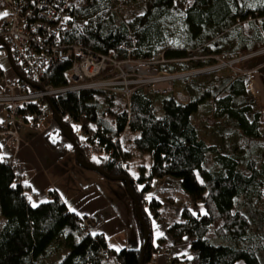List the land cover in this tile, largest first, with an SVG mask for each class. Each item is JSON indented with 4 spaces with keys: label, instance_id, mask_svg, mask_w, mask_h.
<instances>
[{
    "label": "trees",
    "instance_id": "obj_1",
    "mask_svg": "<svg viewBox=\"0 0 264 264\" xmlns=\"http://www.w3.org/2000/svg\"><path fill=\"white\" fill-rule=\"evenodd\" d=\"M110 2L71 0L63 43L116 59L163 58L156 66L168 73L211 66L218 56L239 59L237 69L195 84L196 97L185 87L158 92L156 99L136 88L128 100L120 91L83 88L53 96L52 106L71 127L88 161L111 175L131 178L150 231L145 263L166 242L164 236L152 242L150 214L159 216L162 203L147 192L153 178L171 175L197 207L184 205L180 219L168 226L175 241L191 239L190 252L172 256L171 263L264 264V214L257 204L264 186V133L259 127L264 111L248 87L249 70L256 68L264 76V0H146L144 9L128 20ZM70 66V61H57L45 80L66 85ZM177 79L171 81L173 89ZM187 83L194 82L186 77ZM23 120L29 122L26 116ZM198 122L220 125L228 133L238 130L240 148L221 151L200 134ZM78 127L82 136L76 134ZM125 133L132 151L124 144ZM92 145L101 152L88 156ZM134 151L151 159L149 169L141 168L137 177L130 176L127 166ZM10 158L0 145V212L5 218L0 264H46L61 250L65 252L54 264H139L144 231L138 222L140 247L115 249L104 234L86 228L85 216L70 210L54 188L47 190L46 201L34 204ZM210 225L214 238L206 236Z\"/></svg>",
    "mask_w": 264,
    "mask_h": 264
},
{
    "label": "built area",
    "instance_id": "obj_2",
    "mask_svg": "<svg viewBox=\"0 0 264 264\" xmlns=\"http://www.w3.org/2000/svg\"><path fill=\"white\" fill-rule=\"evenodd\" d=\"M71 0H0V54L8 47L13 65L4 70L0 65V106L6 109L1 121L4 132L17 138V130L10 129L16 118L26 116L29 124L42 119L43 107L47 99L72 90L83 88H103L122 92L126 99L141 85L171 83L178 77L173 73L158 71L154 63L166 61L135 59L127 56L116 59L104 53L88 50L80 45H66L62 34L69 28L68 10ZM8 15L4 16L3 13ZM126 47L125 45H122ZM8 58V55H7ZM239 60V59H236ZM57 61H70L67 70L68 83L57 87L45 80L48 70ZM14 67L19 71L18 75ZM138 73V79L119 81L121 72ZM135 85H139L135 87ZM48 105V104H47ZM30 106H35L33 111ZM23 110V111H21ZM68 121H71L69 117ZM77 128L76 134L83 135ZM101 152L99 145H92L88 156ZM16 175L22 174V165L10 159ZM30 197L32 191H27ZM83 225L88 228L87 218ZM171 264H184L172 262Z\"/></svg>",
    "mask_w": 264,
    "mask_h": 264
},
{
    "label": "crops",
    "instance_id": "obj_3",
    "mask_svg": "<svg viewBox=\"0 0 264 264\" xmlns=\"http://www.w3.org/2000/svg\"><path fill=\"white\" fill-rule=\"evenodd\" d=\"M180 88L176 86L174 89L171 87L170 90L178 91L181 90ZM170 90L167 89L165 92ZM5 115L6 109L0 106V123ZM10 129H12V125ZM4 135H6L5 141L2 140ZM23 137H28L27 141L19 136L18 130L17 138L3 130L0 132V145L3 155L11 157L10 159L22 165V179L29 191L34 193L33 197L39 199L35 203L33 202L34 204L46 201L47 190L54 188L70 210L87 218L89 230L105 235L111 247L115 249L140 247L141 237L134 214V205L128 195L125 183L124 186L116 184L115 194L119 199H115L110 190L112 184L100 176L84 170L85 168L82 169L83 167L81 168L77 164L71 149L72 146L70 148L65 143L61 149L53 151L43 141L39 131H35L33 134L26 133ZM8 139L11 140L10 143ZM4 142L9 143V147L5 150L2 146ZM124 144L129 150H134L130 142H124ZM44 155H48L49 158H45ZM45 159L49 161L47 165L43 163ZM32 160H36L37 166H32ZM37 169H49L53 173L51 176L49 175L47 181L39 183L38 186L36 184ZM149 191L147 195L153 196L149 194ZM168 198L170 201H174L172 195L168 194ZM158 199L163 204L162 200ZM186 204L193 207L194 210L197 208L192 205L191 200L185 194ZM159 213L161 217H150L152 242L156 244L158 238L162 236L166 238V242L162 244V249L152 253L145 264H170L172 256L180 257L190 252L191 239L188 236L183 237L180 241H175L167 230L172 222L180 219L181 211L175 212V215L171 211L162 213L160 207Z\"/></svg>",
    "mask_w": 264,
    "mask_h": 264
},
{
    "label": "rangeland",
    "instance_id": "obj_4",
    "mask_svg": "<svg viewBox=\"0 0 264 264\" xmlns=\"http://www.w3.org/2000/svg\"><path fill=\"white\" fill-rule=\"evenodd\" d=\"M146 0H111L110 5L113 10L116 11V13L122 17L125 20L131 19L137 14H139L145 7ZM261 52H264V48ZM2 54H0V65L4 70H9L10 69V62L9 59L7 58L6 51L5 49H2ZM238 60L235 59H222L221 57H217V62L211 66H206L202 68H195L190 71H178L177 73H173L178 75L179 79L177 81H180L177 85V87L184 88L186 92L191 96V97H196L198 95V92L196 90L195 84H201L205 81L210 80L213 75L222 72L224 70H230L234 69L235 63ZM164 62V61H162ZM157 64V63H156ZM156 64L154 63V68L160 71ZM237 69V68H236ZM249 75H250V81H249V89L253 96L256 99V102L261 106V108L264 111V76L256 70V68L249 70ZM177 77V78H178ZM189 77L191 81L194 83H187L184 84V78ZM139 74L138 73H133V72H121L119 81L122 83H125L126 80L129 79H138ZM258 78L261 81H257V84L255 85V91H254V82L253 80ZM139 85H135L137 87ZM172 87V83H154V84H148V85H141L140 88H143L147 91V93L152 97L156 99V93L158 92H165L170 90ZM256 92V93H255ZM157 104L158 101H157ZM120 107V106H119ZM203 110L207 111L209 108L208 103L205 102L202 106ZM196 116V120H197ZM206 122V121H205ZM199 124V132L202 136L208 138L212 142L216 143L221 151H225L227 148L235 145L240 148V144L238 143V136L239 132L238 130H235L233 132H226L224 131L220 125H209L208 123H201L198 122ZM206 126V127H205ZM72 127L76 128L77 125L73 123ZM259 127L263 130L264 133V122L259 125ZM16 128L18 130V134L21 138H23L25 141H27L28 137H23L26 133L28 134H33L35 131H39L40 134L43 137V141L51 147V149L56 150V149H61L65 143L71 148L73 146L67 138L64 137L63 133L61 132L59 126L54 120L53 113L52 111L48 108L47 103L43 107V113H42V119L39 121L37 126L30 125L29 123H26L22 121L19 118H16L14 120V123L12 125V129ZM129 133H125L123 135V139L126 143H128L127 139L129 138ZM3 136L2 140H4ZM264 138V134H263ZM8 142L10 143L11 140L8 139ZM3 143V150H5L7 147H9V143ZM39 146V145H38ZM73 151V154L75 156V149L71 148ZM257 149H259L257 147ZM256 149V150H257ZM52 151V150H51ZM45 158H49L48 155H44ZM85 157V156H84ZM86 158V157H85ZM76 159V158H75ZM32 166H37L36 160L31 161ZM45 165L49 163L45 159L43 161ZM151 165V160L150 157L147 155H142L138 151H134L132 157L130 160H128L127 166H128V171L130 176L132 177H137L138 174L140 173V169L143 168L144 171H147ZM82 168V167H81ZM241 168L244 169L243 166ZM84 169V168H82ZM86 171L92 172L101 178L105 179L108 183L112 184V188H110L112 197L115 199H119V197L115 194V187L116 184L124 186V181L121 180H110L104 175L97 173L92 170H87ZM37 176H36V184L37 186L39 183L41 184L42 182L47 181L49 175L53 174L51 171L46 170H38L37 169ZM151 190L149 191L150 195L156 196L160 198L163 202L161 206V212L164 213L166 211H171L175 215V212L178 213L179 211L182 210L183 206L185 205V192L182 190L181 183L179 178L171 175L163 176V177H155L151 181ZM127 190V189H126ZM168 194L172 195V198L174 201H170L168 198ZM31 200L35 203L38 198L31 197ZM260 208L262 209V213L264 214V186L261 187V196L258 200L257 203ZM150 217L156 218L153 213L150 214ZM161 217V216H157ZM162 219V218H160ZM5 222V218L2 216L0 212V227L2 224ZM206 236L214 238L215 234L213 231V226H209V230L206 234ZM65 250H61L58 253H53L48 260L46 261V264H54L56 263L60 257L63 255ZM171 264V263H170Z\"/></svg>",
    "mask_w": 264,
    "mask_h": 264
},
{
    "label": "water",
    "instance_id": "obj_5",
    "mask_svg": "<svg viewBox=\"0 0 264 264\" xmlns=\"http://www.w3.org/2000/svg\"><path fill=\"white\" fill-rule=\"evenodd\" d=\"M0 41L2 44L5 45V43L2 40H0ZM6 48H7L8 59L11 62V64L13 65L11 53H10L7 46H6ZM14 70L18 75H20L19 71L15 67H14ZM47 104H48L50 110L52 111L54 120L57 123V125L59 126L64 137L67 138L68 141L73 145V147L75 149V158H76V161L78 162V164L87 170H92V171H95L97 173H100L110 180H121V181L125 182L128 195L130 196V198L132 199V201L134 203L135 217L137 219V222L140 224V226L143 228V231H144L143 238H142V245H141V249H140L141 256H140V262H139V264H144L145 263L146 247H147L149 239H150V231H149V229H148V227H147V225L143 219V214H142V211H141V208L139 205L137 195H136V193L133 190L132 185H131V178L125 174H123V175H111L107 171L103 170L100 166L95 165L92 162L88 161L84 157L83 153L81 152V149L79 146V141L76 138V136L73 134L71 127L68 126L63 121L62 116L54 109V107L51 104L50 99H47Z\"/></svg>",
    "mask_w": 264,
    "mask_h": 264
},
{
    "label": "bare ground",
    "instance_id": "obj_6",
    "mask_svg": "<svg viewBox=\"0 0 264 264\" xmlns=\"http://www.w3.org/2000/svg\"><path fill=\"white\" fill-rule=\"evenodd\" d=\"M259 79L258 78H256V79H254L253 80V82H254V91H255V85L257 84V81H258ZM259 81H261V80H259ZM256 93V92H255Z\"/></svg>",
    "mask_w": 264,
    "mask_h": 264
},
{
    "label": "snow or ice",
    "instance_id": "obj_7",
    "mask_svg": "<svg viewBox=\"0 0 264 264\" xmlns=\"http://www.w3.org/2000/svg\"><path fill=\"white\" fill-rule=\"evenodd\" d=\"M3 15H4V16H7V15H8V13H7V12H5V13H3Z\"/></svg>",
    "mask_w": 264,
    "mask_h": 264
}]
</instances>
